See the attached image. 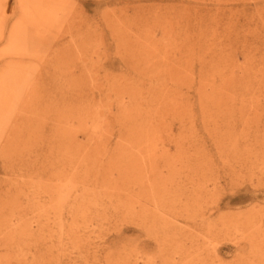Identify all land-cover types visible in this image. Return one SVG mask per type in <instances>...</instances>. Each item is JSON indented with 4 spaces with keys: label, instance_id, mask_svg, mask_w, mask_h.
Instances as JSON below:
<instances>
[{
    "label": "rangeland",
    "instance_id": "obj_1",
    "mask_svg": "<svg viewBox=\"0 0 264 264\" xmlns=\"http://www.w3.org/2000/svg\"><path fill=\"white\" fill-rule=\"evenodd\" d=\"M0 264H264V0H0Z\"/></svg>",
    "mask_w": 264,
    "mask_h": 264
}]
</instances>
